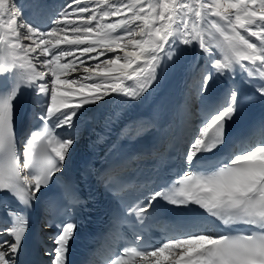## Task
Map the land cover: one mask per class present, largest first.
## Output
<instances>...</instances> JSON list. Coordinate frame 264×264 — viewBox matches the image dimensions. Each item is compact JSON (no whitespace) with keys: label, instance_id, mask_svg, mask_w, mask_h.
I'll return each instance as SVG.
<instances>
[{"label":"snow or ice","instance_id":"6c2138e0","mask_svg":"<svg viewBox=\"0 0 264 264\" xmlns=\"http://www.w3.org/2000/svg\"><path fill=\"white\" fill-rule=\"evenodd\" d=\"M33 6L44 7L40 0ZM50 19L41 28L17 0H0V209L7 217L0 220V264H17L27 213L65 170L86 106L112 95L139 101L175 64L181 46L205 60L197 96L208 92L214 75L231 79L239 71L264 98V0H70ZM22 88L33 91L39 111L37 125L19 140L14 106ZM242 107L236 87L210 104L189 132L182 174L124 209L139 224L160 201L194 215L162 243L134 233L105 264H264V121L216 155ZM144 127L129 122L121 137L136 139ZM60 195L69 205L80 203L70 185ZM47 226L58 231L45 255L50 264H68L77 219L68 214Z\"/></svg>","mask_w":264,"mask_h":264},{"label":"bare ground","instance_id":"6f19581e","mask_svg":"<svg viewBox=\"0 0 264 264\" xmlns=\"http://www.w3.org/2000/svg\"><path fill=\"white\" fill-rule=\"evenodd\" d=\"M19 1L17 0V2ZM25 43L28 42L25 41ZM181 49L182 51L174 64L175 67L170 70L169 76L162 82L159 77L158 82L154 84L153 88L159 89L158 92L154 93L151 90L142 107L127 119L130 120L129 122L141 121L148 129V133L137 140L122 139L121 135L119 136L120 140L130 142L131 148L134 145L139 147L147 140L152 141L154 136L163 139L177 129H181L185 136L189 137L190 130L200 123L201 113L210 104L221 99L229 88L239 87L237 84V80L241 77L239 71L231 79L214 75L208 92L202 98L197 96V81L199 73L205 68V60L195 48L181 46ZM88 63H95V61H88ZM74 75H78V73H74ZM252 87L254 88V86ZM252 92L256 95L255 88ZM117 97L119 96L112 95L106 98V101L99 102L98 105L86 106L90 111L87 116L81 118L78 135H84L87 130L92 128L95 121L104 115ZM194 100H199V102L195 103ZM196 113H198V118L194 116ZM88 116L89 118H87ZM192 117L196 120L191 119ZM58 130L63 131L62 129ZM74 150L75 145L71 152Z\"/></svg>","mask_w":264,"mask_h":264},{"label":"rangeland","instance_id":"374dc122","mask_svg":"<svg viewBox=\"0 0 264 264\" xmlns=\"http://www.w3.org/2000/svg\"><path fill=\"white\" fill-rule=\"evenodd\" d=\"M19 3V2H18ZM20 4V3H19ZM175 67V65L174 64H172L171 66H169L167 69H166V71H164V72H162L161 73V75H160V81L162 82L163 80H165L168 76H169V74H170V70L171 69H173ZM198 71H199V69H198ZM199 75H200V73H199ZM153 91H154V93H156V92H158V90L159 89H155V88H153L152 89ZM194 102L196 103V102H199V100H194ZM194 116H196L197 118H198V113H196V114H194ZM87 118H89V116L87 117ZM130 119H132V118H130ZM191 119H194V120H196V118H194V117H192ZM141 122V121H140ZM142 123V122H141ZM143 125H145V124H143ZM148 128V127H147ZM143 135L142 136H139L138 138H136V139H134V140H137V139H139L140 137H143V136H145L147 133H148V129H146V127H144V129H143ZM123 139V138H122Z\"/></svg>","mask_w":264,"mask_h":264}]
</instances>
